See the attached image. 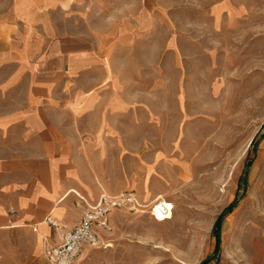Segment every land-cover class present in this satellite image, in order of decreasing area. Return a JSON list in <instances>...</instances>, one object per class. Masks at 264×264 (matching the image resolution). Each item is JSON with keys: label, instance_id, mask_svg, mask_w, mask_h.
<instances>
[{"label": "crops", "instance_id": "crops-1", "mask_svg": "<svg viewBox=\"0 0 264 264\" xmlns=\"http://www.w3.org/2000/svg\"><path fill=\"white\" fill-rule=\"evenodd\" d=\"M180 1L0 0V256L8 264L60 243L102 192L133 187L120 180L122 166L137 168L138 142L160 139L153 126L164 123L148 94L179 91L145 79L160 75L153 61L185 37L174 17ZM209 12L231 18L239 7L222 0ZM175 146L170 173L184 156ZM125 217L113 211L98 243Z\"/></svg>", "mask_w": 264, "mask_h": 264}, {"label": "rangeland", "instance_id": "rangeland-1", "mask_svg": "<svg viewBox=\"0 0 264 264\" xmlns=\"http://www.w3.org/2000/svg\"><path fill=\"white\" fill-rule=\"evenodd\" d=\"M182 1L174 17L185 37L153 61L160 75L145 79L179 86L148 94L164 121L153 126L160 139L138 142L137 168L122 166L120 180L133 187L105 192L132 191L144 207L112 210L128 217L104 243L85 244L73 264H199L212 254L213 225L236 193L208 264H264V136L254 150L250 144L264 133V0H233L239 13L231 18L209 12L222 0ZM177 143L184 156L170 173ZM158 194L172 207L167 219L150 214ZM39 255L27 264H47ZM0 264L8 262L0 256Z\"/></svg>", "mask_w": 264, "mask_h": 264}, {"label": "built area", "instance_id": "built-area-1", "mask_svg": "<svg viewBox=\"0 0 264 264\" xmlns=\"http://www.w3.org/2000/svg\"><path fill=\"white\" fill-rule=\"evenodd\" d=\"M144 207L132 191L116 194L102 192L96 201L83 204L79 222L61 235L60 243L44 250L47 264H73L74 259L85 244L96 245L101 232H109L111 225L109 214L114 209L139 210ZM171 207L161 198H156L150 206V214L154 218H166ZM46 221L53 227L58 223L50 216Z\"/></svg>", "mask_w": 264, "mask_h": 264}, {"label": "trees", "instance_id": "trees-1", "mask_svg": "<svg viewBox=\"0 0 264 264\" xmlns=\"http://www.w3.org/2000/svg\"><path fill=\"white\" fill-rule=\"evenodd\" d=\"M263 136H264V133L263 134L261 133L259 135L258 139H252L251 140V143H250L251 144V150L255 149L259 139L262 138ZM249 164H250V160H247L245 162V166L247 167V166H249ZM242 181H244V180H242ZM242 181H240V180L238 181V189H239V185H241V188L244 190V185H243ZM236 203H237V193L235 194V197L233 198V200L223 208V210L221 211V213L219 214V216L217 217V219L213 225V228L211 231L212 237L214 240V248H213L212 254L205 257L203 260H201L199 262V264H208L211 260L216 258V255L219 251L220 223H221L223 217L232 210V208L236 205Z\"/></svg>", "mask_w": 264, "mask_h": 264}, {"label": "bare ground", "instance_id": "bare-ground-1", "mask_svg": "<svg viewBox=\"0 0 264 264\" xmlns=\"http://www.w3.org/2000/svg\"><path fill=\"white\" fill-rule=\"evenodd\" d=\"M163 199V198H162ZM164 200V199H163ZM165 201V200H164ZM166 202V201H165ZM167 203V202H166ZM170 207H171V205L169 204V203H167ZM171 209H172V207H171ZM170 215H171V213H170ZM170 215L168 216V217H170ZM168 217H166V218H154V219H156V220H160V219H167Z\"/></svg>", "mask_w": 264, "mask_h": 264}]
</instances>
